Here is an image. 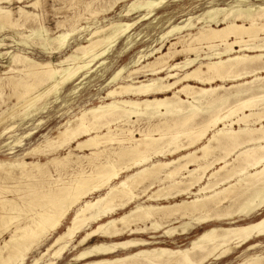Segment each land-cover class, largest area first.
<instances>
[{
  "label": "bare ground",
  "instance_id": "1",
  "mask_svg": "<svg viewBox=\"0 0 264 264\" xmlns=\"http://www.w3.org/2000/svg\"><path fill=\"white\" fill-rule=\"evenodd\" d=\"M11 1L0 0V34L16 33L3 37L0 49L6 41L18 47L0 52V59L9 56L0 74V98L12 102L0 115V137L15 130L8 122L18 110L24 120L44 113L67 86L76 84L75 93L95 62L120 40L133 46L140 37L134 29L167 2L129 0L119 20L97 27L86 44H77L54 64L20 48L62 53L90 28L79 20H85L83 13L98 15L92 5L101 0H61L72 9L84 8L68 17L73 22L58 23L55 33L26 10L41 0H16L26 4L18 8L17 19L2 6ZM235 3L227 8L210 3L200 15L189 13L170 24L159 37L160 47L141 52L134 69L124 66L110 77V102L81 110L60 124L55 136H44L21 156L0 160V264H28L32 254L30 264H55L72 245L81 250L67 264H224L238 251L242 259L236 264H264L259 252L264 239V0ZM170 37L175 42L164 53ZM182 55L183 62L171 64ZM139 75L150 78L140 81ZM200 113L210 116L197 122ZM144 120L147 128L135 125ZM41 123L4 143L8 155ZM201 225L203 231L188 245H178ZM96 235L104 240L88 246ZM158 238L170 239L172 246Z\"/></svg>",
  "mask_w": 264,
  "mask_h": 264
},
{
  "label": "rangeland",
  "instance_id": "2",
  "mask_svg": "<svg viewBox=\"0 0 264 264\" xmlns=\"http://www.w3.org/2000/svg\"><path fill=\"white\" fill-rule=\"evenodd\" d=\"M96 1V0H94ZM116 1V0H115ZM114 0H101L99 2H96L95 4L92 5V7H95L94 9L92 8L93 11L98 12V15L95 17H91L89 13H83L85 16V20H79L80 25L83 27H88L90 28L83 32L81 35H78L77 37H73L70 40L69 46L62 52L58 54H54L51 56L46 55L41 49L38 47H32V49H26L23 50L22 52L26 54L27 56L32 57L33 59H36L39 62H47L51 61L52 63H56L59 60H62L63 57L67 56L68 54H71L72 51L76 48V45L79 43L86 44V40L90 38V32L96 31L95 29L97 27H104L108 25L111 21H117L119 20V14L121 11L124 10L125 6L130 3V1H124L120 0V2L116 3L114 6L113 4L115 3ZM235 1L237 0H167L166 4L163 5L162 8L156 11V16L153 17L152 19L140 23L133 31L135 35L140 34V37L138 40L134 43L133 46L128 47L127 45V39L120 40L115 44L113 49L109 51L103 59L100 61H97L94 63V66L92 68L93 72L83 81L81 84L80 88L76 90L75 93H72V90L74 89L76 84H71L67 86L65 89L62 90L61 95L59 97V100L54 102L53 98L50 100L51 105L48 106L47 110L44 113L38 114L34 117H28L27 119L23 120V116L21 113L23 111L20 109L18 110L17 114L14 116L12 120H10V123L15 124L17 127L15 128L14 131L11 133L4 135L3 137H0V160H10L12 157H17L21 156L25 151H27L30 148L35 147L37 144H39L44 136L48 135L49 136H55L57 134V129L65 123L69 118L72 116L78 114L81 110L85 108H89L92 106L99 105L101 103H108L110 102V98H106V95L109 90L113 87V85L108 84V80L110 77L118 71L120 68L124 66H128V68L134 69L133 67V61L136 60L144 51H149L153 48H157L161 46V41L159 40V37L166 31H168L170 24L175 25L179 24L183 20L186 19V15L191 13L193 16H198L200 15L204 9H206L210 3L220 5V7H229L231 5H236ZM252 1V0H249ZM61 0H41L40 5L37 8H29L26 9L27 11H31L35 14H38L40 16V20L38 22L42 23L46 28H48L51 33L57 32L56 26L58 23H70L73 22L74 18L72 21L68 22V17H72L75 13V11L83 10L84 5L80 4L79 6L76 5L73 9L70 7L72 5H67ZM22 3V4H21ZM104 3V4H103ZM64 4V5H63ZM99 4V5H98ZM105 4L107 5L105 8ZM110 4V6H109ZM26 5L24 1H21L18 3L16 0H12L10 3L9 2H4L2 6L9 7L13 10V16L17 19L18 18V8L20 6ZM95 5V6H94ZM104 6V7H103ZM113 6L112 9L110 7ZM109 7V11H104L107 10ZM58 8V9H57ZM77 8V9H76ZM100 8V9H99ZM53 11H52V10ZM97 9V10H96ZM114 9V10H113ZM45 10V11H44ZM100 10V11H99ZM103 10V11H102ZM82 14V13H81ZM88 14V15H87ZM137 17V15H133L130 18H125L126 22H132L131 20H134ZM42 18V19H41ZM67 18V19H66ZM83 18V17H82ZM90 19V20H86ZM95 18V19H94ZM163 19V20H162ZM42 20V21H41ZM92 20V21H91ZM66 21V22H65ZM88 21V22H87ZM33 24V23H32ZM30 23L28 25H32ZM67 25V24H66ZM33 26V25H32ZM27 30V31H26ZM29 29H22V32H24V35H30ZM53 31V32H52ZM195 33V32H194ZM264 35V33H261ZM16 37V33L14 31H5L4 33L0 34V40L3 37ZM33 39V36L29 38ZM174 39V40H173ZM32 41V40H30ZM171 42H175V37H170L163 46V52L166 53L171 45ZM8 43L7 47H4L3 49H0V52H9V51H15L18 49V47L14 46L12 41H6V44ZM13 46V47H12ZM191 56V55H190ZM5 58L0 59V74L4 73L7 69L4 67L8 65L9 63V56L5 55ZM193 58L195 57L194 55L192 56ZM155 58H152L149 61H153ZM185 60V56H177L174 60L171 61V64L175 62H183ZM104 64L100 66V64L103 62ZM147 63V61H146ZM180 75L183 74V72L179 73ZM166 76V73L160 75V77ZM139 79L137 80H146L150 78V76H143L139 75L137 76ZM173 82L174 80H169ZM216 85H222V83L216 82ZM180 86V85H179ZM224 86L226 88L230 87L231 84L225 83ZM6 91V90H5ZM174 91L168 93L165 96H173ZM9 94V91H6V96ZM105 94V95H104ZM158 97H163V96H158ZM129 99H143L141 97H129ZM2 100V101H1ZM106 100V101H105ZM102 101V102H101ZM0 115L2 114V111L5 110L7 107L12 105L11 101H6V103H3L4 100L0 98ZM227 106H223L221 109H219V113L227 109ZM249 114V112L247 111ZM207 114H202L200 113L198 116L197 122H200V120H206L209 118ZM206 116V117H205ZM19 117V118H18ZM208 117V118H207ZM204 118V119H203ZM137 120L136 117L132 118L131 121ZM42 121L41 125L36 129V133L27 138L22 140L21 147H18L14 150L13 155H8V147H4L5 144L12 142L15 140L17 137H22L23 135L29 133L32 129L36 128L37 124L39 121ZM65 121V122H64ZM61 124V125H60ZM139 124V125H138ZM19 125V126H18ZM60 125V126H59ZM136 126H142L144 128H147V123L146 121H140L135 123ZM112 127L115 129L116 125H112ZM222 127V126H221ZM238 128V126H235ZM1 131V130H0ZM102 131L106 132V128L102 129ZM56 133V134H55ZM12 134V135H11ZM134 137L140 138V135L138 132L134 133ZM5 143V144H4ZM113 147H117L116 144L113 145ZM63 155L67 153V150L61 152ZM77 154L83 155L84 154H90V151H84L83 153L81 152H76ZM33 157L32 158H27L26 160L28 162L35 160ZM43 162L47 161L45 158H40ZM98 196V194L96 195ZM260 217H256L255 219H259ZM70 225V220L65 222V227L63 228V231L66 229L67 226ZM204 226V225H203ZM198 226L196 231L188 236L187 238H182L178 240V245L184 246L188 245L189 242L194 239L197 235H199L203 230V227ZM202 227V229H201ZM134 237H139V238H145L148 239L147 236H134ZM156 237H158L156 235ZM101 240L97 235L94 236L90 241L89 245H93L95 243L101 242ZM53 239H50L49 242L51 243ZM158 241L163 242V244L166 245H171V240L167 238H158ZM261 241L263 242L262 248L259 250V252L264 254V239L262 238ZM73 246V245H72ZM72 249H66L62 255L61 258H58L56 261L58 263L55 264H67L75 254H77L81 248H74ZM175 246V245H174ZM41 251H44L45 247L41 248ZM68 251V252H67ZM67 252V253H66ZM122 254L123 252H119ZM118 253V254H119ZM65 255V256H64ZM242 251L235 252L234 255L224 264H236L241 261V256ZM33 254L31 255L30 259L28 260V264L31 263V260ZM64 259V260H63ZM61 261V262H60ZM211 263V262H210Z\"/></svg>",
  "mask_w": 264,
  "mask_h": 264
}]
</instances>
